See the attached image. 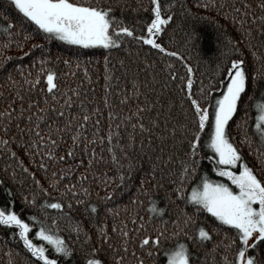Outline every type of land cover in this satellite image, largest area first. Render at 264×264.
<instances>
[{
	"label": "snow or ice",
	"instance_id": "snow-or-ice-1",
	"mask_svg": "<svg viewBox=\"0 0 264 264\" xmlns=\"http://www.w3.org/2000/svg\"><path fill=\"white\" fill-rule=\"evenodd\" d=\"M142 5H138L136 11L139 12ZM207 7V6H205ZM255 7L260 10V16L257 17ZM0 16L4 12H8L4 23L7 27L4 31L10 37L13 31L18 26L30 22L34 25V35L45 34L46 39L55 37L59 41L67 42L70 45L82 46L83 48H91L93 46H102L104 49H109L114 45H129L136 46L137 52L134 54L139 58V52L146 49L148 55H152L158 51L159 54H167L172 57H183L178 52H170L162 43L157 42L156 37L163 31L162 26L167 25L171 20V12L167 13V18L162 17V4L158 0H150V15L141 17L136 21L137 27L131 26L128 22L118 19L112 14L113 8L110 5L95 4L88 0H0ZM243 9V12L241 11ZM123 11V9H121ZM221 19L224 21V29L228 30V25L231 23L233 27H239L243 31L240 32L238 38H230V43L237 45L240 40L248 41L247 47L251 48L250 38L253 37V28L257 29V35L261 38V46L264 47V0H259L258 5L254 6V2L245 0L243 4L236 2L230 4L219 5ZM229 12L232 13L229 17ZM239 17V19H238ZM250 17V19H249ZM150 20V22H148ZM260 23L257 24L256 21ZM248 24L247 29L244 25ZM146 25V29H145ZM139 28L141 34H137ZM18 34V33H17ZM130 38V39H129ZM196 33L193 31L189 34V42L194 41ZM22 46V45H18ZM42 44L33 43L31 48H41ZM31 48L29 51H31ZM239 55L226 62L222 74L226 73V78L221 80L222 94L218 92L214 97L201 87L197 92H193V69L190 65L185 64L184 76H177L172 72L168 61L165 60V68L161 69L164 72L163 80L157 78L156 73H148L143 81L140 80L139 74L144 71L140 64L135 65V76L131 78L133 87L124 89L123 95H120L121 89L117 87L116 95L119 96V104L121 107L116 108V105L111 102L108 93L111 91L109 80L112 78L108 73L107 58H105V96L103 105L108 111V134L107 150L112 152V140L115 138L117 142L124 139L127 148L139 147L140 152L137 157H131L124 151L125 145H121L123 155L127 162V176H133V169L147 156L146 163L150 167L141 174L138 188H143L145 177L149 180L156 181L152 187L164 188L171 176L170 171H165V166L173 161L170 148H175L177 145L178 133L183 140H187L184 146V156L182 168L179 172V183L171 181L175 185L174 188L168 189L165 192V207H158L155 201L148 205V211L151 216L156 213V226L151 231H146L140 244L147 250L148 257L151 259V264H198L200 258V250L206 248L208 243H212L211 251L215 253L220 249L221 244L226 240L228 243L223 247L224 264H264V152L259 149L264 148V99L258 100L253 105L257 114L255 116V133L259 136V148L257 149V160L260 165V172L256 170V165L250 166L245 161L242 155L241 142L238 147L229 137L227 125L229 120L240 109L241 103L244 102V96L248 95L249 86L255 88L257 78H264V72L256 73L255 70L249 71L244 67V52L236 48ZM47 51V50H45ZM28 53H21L27 55ZM43 55V53H42ZM255 56V52L251 53ZM163 58V57H162ZM0 62V70L8 73V78L11 79L12 69L7 68V60ZM33 57V62L35 61ZM68 64L70 61L65 60ZM145 68L151 69L155 67L156 62L147 59L143 60ZM121 67L124 68L126 77L132 73L131 67H126L124 61H120ZM15 69H19L21 65H14ZM45 81V84H40V80ZM56 73L48 69L43 77L37 76L35 83L27 81L29 87L23 92H13L9 97L5 98V103L0 105V121L3 122V128L0 130V136L6 138L3 140L5 146L12 141H15L17 150L24 153H30L33 162L38 165V170H44L45 174H49L48 164L44 161L47 159L50 162H64L66 157H71L75 168L71 164L67 165L68 172L66 178H71L73 172H78L76 179L82 185L85 180H88V172L92 170L94 162L100 164L103 162V157H97L93 151L92 158L85 162L84 157L88 155L90 145H94L99 139L103 144L105 137H97L100 121L96 120L95 127L92 133V138H88L86 128L92 116L103 112V107L93 108L89 111L87 107V96L79 99L80 93L76 89H65L58 97L55 93L59 90V86L55 82ZM116 81L120 82V77H115ZM177 80L180 83H177ZM211 87V85H209ZM35 93V95H32ZM77 97L76 100L72 96ZM142 97V99H141ZM128 105V114H124V105ZM179 106L183 110L181 117L183 122H180L173 116V110ZM211 106V107H210ZM75 108L76 111H67ZM153 110H155L153 112ZM148 115L145 116L144 113ZM78 113H83L78 115ZM179 115V113H177ZM189 115L191 121L189 123ZM119 117V122L115 127L117 132L115 137L112 133L113 117ZM210 129V135L206 146L212 150L213 156L208 157L214 164L224 165L223 167L216 166L214 170L222 177H226L231 185L235 186L234 190L227 183L212 180L207 174L200 175L198 165L200 163V155L197 151L200 148V138L204 129ZM128 128L133 130V134L121 136L120 129ZM139 129L141 135L139 142L134 137L136 129ZM71 133L69 136L68 134ZM147 134L146 138L145 135ZM81 137L84 141L83 147L80 149L81 157L77 158L75 153L80 145ZM70 140L71 147H67L65 154L58 155L57 151L61 142ZM245 141H249V137L245 136ZM249 151H251V142L248 143ZM44 149V150H42ZM37 155L40 160L37 161ZM13 158L16 157V152H12ZM112 161L118 165V171L115 177H108L104 174V180L101 181L104 188V195L97 196V199L88 202L84 199H76L75 205L84 206L83 217H87L91 234L88 229H84L80 222H77L74 231L79 234L83 233L84 240L81 241L83 247L88 248V252L81 248L69 247L65 239L53 234L48 229L40 227L35 231V237L47 241L52 246L55 253L61 254L63 257L75 256L77 252L83 257H91L81 259L80 264H105V261L98 256L99 249L108 244L111 249V244L108 243L113 239L100 225L107 219L111 208H106L102 201H111L121 198V194L125 192V172L120 171L125 167L121 164L116 156H112ZM238 165V171H233L232 166ZM84 168L83 172L79 169ZM23 172L27 173L28 168L23 167ZM159 173V176L156 173ZM63 176V171L57 173L51 172L52 177L57 175ZM97 178L100 176L98 171L93 172ZM15 179V176L12 177ZM113 178H118L119 184H112ZM195 178V182L190 185L191 190L185 191V180ZM34 185L39 186L40 181L35 179V174L32 173ZM130 183V180L128 181ZM111 185V186H109ZM53 187H59V184H54ZM91 185L88 187H78L76 184L64 185L60 189L62 197H68L69 192L72 196L69 201L78 195L84 197L91 196ZM10 192V189H4ZM97 192L99 187L97 186ZM46 194L47 188L42 189ZM147 193V189H144ZM151 199V198H150ZM179 199L183 203L190 205L191 212L179 209L175 219L165 217L163 214L168 211V202L176 203ZM136 194L129 198V203H134ZM258 205V206H254ZM50 208L62 209V201H57L48 205ZM179 207V206H177ZM69 210L73 208L71 202L68 204ZM102 209H105L102 213ZM210 214L218 225H209L201 219V213ZM137 217L133 215V220ZM33 221L37 217H31ZM143 220L142 217H140ZM55 224V220L52 221ZM172 226L170 231L167 225ZM0 225L15 226L18 229L20 239L23 241L24 248L27 249L32 257L37 258L32 264H68V261H61L57 258H50V254L46 253L43 244L33 243L30 238L29 230L30 223L13 210L0 208ZM121 225L126 227L124 221ZM224 226H227L225 228ZM140 228L147 229V224L142 223ZM140 228L134 227L133 233L139 232ZM223 230L224 236L220 240H215L213 233L219 236ZM116 232L115 222L113 223L112 233ZM98 233V240L96 235ZM121 237H127L129 233L123 230L119 234ZM96 244L92 247L91 244ZM125 255L127 254V241L125 240ZM231 254L229 260L228 255ZM207 254V253H206ZM107 264H124V259L120 254L113 251L112 259ZM138 264H145L141 258Z\"/></svg>",
	"mask_w": 264,
	"mask_h": 264
},
{
	"label": "trees",
	"instance_id": "trees-1",
	"mask_svg": "<svg viewBox=\"0 0 264 264\" xmlns=\"http://www.w3.org/2000/svg\"><path fill=\"white\" fill-rule=\"evenodd\" d=\"M5 4L7 0H4ZM88 2L95 4L110 5L113 8L112 14L118 19H122L128 22L131 26L137 27L136 21L141 17H148L150 15V0H88ZM162 4V17L167 18V13L171 12V20L167 25L162 26V33L156 37L157 42L162 43L169 49L170 52H178L183 57V61L180 57H172L167 54H159L158 51L152 55H148L146 49L150 46H146L145 50L139 52V58L134 54L138 48L136 46L129 45H114L109 49H104L102 46H93L91 48H83L82 46L70 45L67 42L59 41L55 37L46 39L45 34L34 35V25L30 22H25L24 25L18 26L13 34L9 37L4 31L7 27L4 23V19L8 16V12H4L3 16H0V62H5V58L10 57L7 60L6 66L12 69L11 79L8 78V73L0 70V105L5 103V98L9 97L13 92H23L29 87L27 81L35 83L37 76L43 77L48 69L53 70L56 73L55 82L59 86V90L55 93L58 97L60 93L65 89H76L80 93L79 99H83L87 96V104L89 111L93 108L103 107L102 113H97L92 116L88 122L86 131L88 138H92V133L95 127L96 120L100 121L99 131L96 133L97 137H105L104 143L101 144L99 139L96 140L94 145H90L88 149V155L84 157L85 162L87 159L92 158L93 151L97 157H103V162L96 164L94 162L92 170L88 172V180H85L81 185L76 179L78 172H73L71 178L67 177L68 168L67 165L71 164L73 168L76 167L71 157H66L64 162L55 161L50 162L45 159V163L48 164L49 174L46 175L44 170H38V165L33 162L30 153L21 154L17 150L15 141L10 142L5 146L3 140L6 139L0 136V208H7L16 211L21 218L25 219L27 223H30L29 230L30 238L33 243L43 244L46 253L50 254V258H57L61 261H68V264H80L81 259H88L91 257H83L81 253L77 252L75 256L63 257L61 254L55 253L51 245L47 241H43L41 238L35 237V231L40 227L48 229L53 234H58L65 239V242L69 247L81 248L83 245L81 241L84 240L83 233L78 234L74 231L77 222H80L84 229H88L91 234L92 228L89 225L87 217L81 216L84 206L76 207V199H84L88 202L95 201L97 196L104 195V188L101 181L104 180V174L112 178L116 176L118 171V165H115L112 161V156L115 155L116 159L124 164L125 167L119 169L125 172V192L121 194V198L111 201H102L101 203L106 205V208H111L112 211L108 213L107 219L100 225L113 236V239L108 243L111 244L109 249L108 244L103 245L99 251V258L105 261V264L112 259L113 251L120 254L124 259V264H138L139 259H143L145 264H151V259L148 257L147 250L140 244V240L146 231H151L156 226V213H152L151 216L148 211V205L150 202L155 201L158 207H165V192L170 188H174L175 185L171 181L179 183V172L183 164L184 146L187 144V140H183L180 134L177 135V145L175 148H170L173 156V161H170L165 166V171H170L171 176L168 178V182L164 188L152 187L156 181L149 180L145 177V184L143 188H138L141 174L144 170L148 169L150 165L146 163L147 156L133 169V176L129 178L127 176V162L126 157L123 155L121 145H125L124 139H120L119 142L114 138L112 140V152L107 150L108 141L106 139L108 134V111L109 109L103 105V99L105 96V58H107V68L110 70L109 75L112 77L109 80V84L112 86L111 91L108 93V97L116 108L119 109V96L116 95V89H121L120 95H123L124 89H131L133 87L131 78L135 76V65L140 64L141 68L145 70L140 72L139 78L141 81L145 79L146 74L156 73L157 78L163 80L164 72L161 69L165 68L164 61L167 60L171 66L170 71L175 72L177 76H184V65L188 64L193 69V88L195 93L201 87L207 89L213 97L220 92L222 85L221 80L226 78V73L222 74L223 67L226 62L232 58L237 57L240 53L236 50L237 47L244 52V67L249 71L255 70L256 73L264 72V47L261 46V38L257 35V29L253 28V37L250 38L252 47H247L248 41L240 40L237 45L230 43V38H238L242 29L239 27H233L231 23L228 25V30L225 31L223 25L224 21L221 19V13L219 11V5L230 4L236 2L243 4L245 0H158ZM254 2V6L258 5L259 0H249ZM142 5L139 12L136 11L137 6ZM207 6V7H205ZM123 9V11L121 10ZM3 11V9H0ZM243 12V9H241ZM257 17L260 16V10L255 7ZM232 13L229 12V17ZM239 19V17H238ZM250 19V17H249ZM150 22V20L148 21ZM260 23L259 20L256 21ZM248 24L244 25L247 29ZM146 29V25H145ZM196 33L194 41L189 42V34L191 32ZM18 33V34H17ZM137 34H141L139 28H137ZM130 39V38H129ZM42 44L41 48H31L32 44ZM22 45V46H18ZM31 48V51L29 49ZM47 50V51H45ZM255 52V56L251 53ZM21 53H28L27 55H21ZM43 53V55H42ZM147 56L149 62L155 61V67L148 69L145 68L143 60ZM33 57L35 61L33 62ZM163 57V58H162ZM65 60L70 61L66 64ZM124 61L126 67L132 68L130 76L126 77L124 74V68L121 67L120 61ZM19 64L21 67L17 70L14 65ZM116 76L120 77L118 83L115 79ZM41 85L46 82L42 79L39 82ZM177 83H180L177 80ZM211 85V87L209 86ZM32 95H35L33 93ZM73 100H76L75 95L72 96ZM142 99V97H141ZM244 102L241 103L240 109L229 120L227 130L229 137L233 142L241 147L242 155L245 157V161L250 166L256 165V170L260 172V165L257 160V149L259 148V136L255 133V116L257 114L256 108L253 106L258 100L264 99V78H257L255 88L249 86L248 95L244 96ZM211 107V106H210ZM67 111L75 112L76 109H70ZM155 110H153L154 112ZM179 113V115H177ZM83 113H78L82 115ZM124 114H128V105H124ZM148 115L147 112L144 113ZM183 110L177 107L173 110V116H175L180 122H183L181 117ZM191 116L189 115V123ZM119 122V117H113L112 133L115 137L117 128L116 123ZM3 128V122L0 121V130ZM121 136L133 134V130L128 128L125 130L121 128ZM69 136L71 133L68 134ZM140 131L137 128L134 133V137L139 142ZM145 138L147 134H144ZM210 135V129L206 127L201 134L200 148L198 152L200 155V163L198 170L200 175L207 174L212 180L218 181L221 179L214 167L218 166V163L214 162L208 157L214 155L212 150L206 146L207 140ZM245 136L249 137V141H245ZM81 143L77 147L76 157H81L80 149L87 141L81 137ZM251 142V151H249L248 143ZM71 147L70 140L61 142L57 154H65L66 148ZM44 150V149H42ZM260 152H264V148L259 149ZM124 151L131 157H137L140 152L139 147L134 149L127 148L125 145ZM12 152H16V157L13 158ZM36 160H40V156L37 155ZM27 167L28 172H23L22 168ZM234 171H238V165L233 166ZM61 172L64 175L59 174L56 177L50 175L51 172ZM80 172L84 171V168L79 169ZM98 171L100 176L97 178L93 175V172ZM32 173L35 174V179L40 181V185L36 186L32 180ZM13 175L15 179H13ZM159 176V173H156ZM130 180V183L128 181ZM195 182V178H188L185 180L184 190L190 191V185ZM59 184V187H53L54 184ZM112 184H119L118 178H113ZM76 184L78 187H88L91 185V196L84 197L78 195L69 201V197L72 193L69 192L68 197H62L60 195V189L64 185ZM97 186L99 191L97 192ZM111 186V185H109ZM47 188L45 194L42 189ZM4 189H10V192ZM144 189H147L145 193ZM136 194V200L134 203H129V198ZM151 198V199H150ZM57 201H62V209L50 208L48 205ZM72 203L73 208L69 210L68 204ZM179 206V207H177ZM168 211L163 215L165 217H171L175 219L179 212V209L191 212L190 205L183 203L179 199L176 203L168 202ZM105 209H102V213ZM35 215L37 220L33 221L31 217ZM133 215L137 218L133 220ZM143 218V220L140 219ZM201 219L209 225H218L219 222L215 221L210 214L201 213ZM55 220V224L52 221ZM121 221H124L127 225L123 227ZM115 222L116 232L112 233L113 223ZM142 223L147 224V229L140 228ZM134 227L140 228L139 232L133 233ZM169 230H172V226L167 225ZM227 228V226H224ZM129 233L127 237H121L119 234L121 231ZM224 236L223 230L219 233H213L215 240H220ZM98 233L96 239L98 240ZM125 240L127 241V254L125 255ZM91 244L92 247H96V244H92L90 241L86 242ZM228 242L225 240L219 250L215 253L211 251L213 245L208 243L206 248L200 250V260L198 264H224L223 261V247ZM264 247V246H262ZM84 252H88L87 247H83ZM207 253V254H206ZM229 260L231 254L228 255ZM37 258L32 257L31 253L24 248L23 241L20 239L18 229L15 226L0 225V264H32ZM43 264V262H40Z\"/></svg>",
	"mask_w": 264,
	"mask_h": 264
},
{
	"label": "rangeland",
	"instance_id": "rangeland-1",
	"mask_svg": "<svg viewBox=\"0 0 264 264\" xmlns=\"http://www.w3.org/2000/svg\"><path fill=\"white\" fill-rule=\"evenodd\" d=\"M221 94H222V91H221ZM218 166H220V167H223L224 165H219L218 164ZM232 170H233V166H232ZM234 171V170H233ZM218 174V173H217ZM219 175V174H218ZM220 176V175H219ZM220 177H222V176H220ZM218 182H223V183H227V184H229V186L230 187H232L234 190H236L235 189V186L234 185H231V182L226 178V177H222L221 179H218ZM254 206H258V205H254Z\"/></svg>",
	"mask_w": 264,
	"mask_h": 264
}]
</instances>
